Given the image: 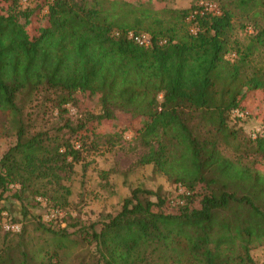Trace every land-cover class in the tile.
I'll return each mask as SVG.
<instances>
[{
  "label": "trees",
  "instance_id": "16d2710c",
  "mask_svg": "<svg viewBox=\"0 0 264 264\" xmlns=\"http://www.w3.org/2000/svg\"><path fill=\"white\" fill-rule=\"evenodd\" d=\"M36 1L31 9L20 10L18 0L0 8V112L16 127L15 142L0 156V197L11 194L22 207L17 220L0 205L1 232L4 212L21 225L19 233L2 232V241L24 235L37 198L68 209L66 183L88 145L71 140L84 122L31 130L21 97L50 93L63 112L75 95H95L96 120L117 112L139 118L137 140L147 153L138 166H151L184 191L173 200L134 186L115 210H94L87 223L69 213L37 219L36 230L49 236L43 246L28 254L12 240L0 247V264H256L250 252L264 245V173L224 158L189 122L200 117L229 138L235 132L228 123L245 122L235 111L264 119V109L247 110L264 91V63L256 60L264 62V0L217 3L218 16L192 15L198 1L187 9H154L143 0ZM237 30L245 44L235 39ZM129 32L149 35L152 45L136 46ZM262 122L263 133L247 141L264 161ZM200 185L207 194L194 205Z\"/></svg>",
  "mask_w": 264,
  "mask_h": 264
},
{
  "label": "rangeland",
  "instance_id": "374dc122",
  "mask_svg": "<svg viewBox=\"0 0 264 264\" xmlns=\"http://www.w3.org/2000/svg\"><path fill=\"white\" fill-rule=\"evenodd\" d=\"M143 1L154 9H161L165 6L173 9H187L201 0ZM209 1L222 5L230 0ZM6 2L7 0H0V8L6 7ZM36 2L35 0L27 9L33 8ZM18 7L20 10H25L19 4ZM243 34L238 30L235 34V39L240 44L246 43V37ZM256 60L257 64L264 63L260 59ZM53 99L54 96L50 93L48 95L38 93L32 94L28 98L21 97L19 103L20 106H23L22 121L25 125L29 124L31 130L53 131L56 128H62L65 124L75 126L79 122H84L82 130L71 137V140L85 139L88 145L82 152L83 163L74 165V172L68 177L66 183L72 191L70 205L68 209L58 210L57 213H54L53 218H49L47 214H51L54 208L31 203L32 206L29 207L28 212L30 219L24 223V235L21 238L7 237L3 242L4 234L0 231V247L9 246L12 240H14L12 246H16V243L21 241L27 246L26 252L30 254L31 251L41 248L45 238L49 237L39 229L36 230L34 222L37 219L49 221L57 218L60 220L64 214L66 217V213H69L71 217L87 223L95 211L115 210L122 198L134 186H141L152 191L159 190L161 195L173 200L183 193L182 187L177 190L171 181H167L166 177L155 172L151 166H138L137 162L140 157L147 153V149L137 140L136 131L142 127L139 118L126 112H117L113 119L96 120L94 116L98 113L100 104L99 98L95 95H75L73 103L64 106L65 111L63 112L54 108ZM250 108L257 111L264 109V91H258L253 95L247 110L250 111ZM242 112L245 122L237 123L234 126L232 123H228V129L235 132L233 137L223 138L221 134H216L214 130L204 126L200 117H192L189 126L195 136L200 139L215 140L218 150L224 158L264 173V161L258 158L247 141V135L256 128H260L264 119L261 120V117L251 111V115L245 110ZM15 132L16 127L11 116L0 112V156L15 142ZM61 134H65L66 138L70 137L66 128ZM82 166L85 167L83 172ZM82 173H84L83 176ZM121 173L125 176H121ZM196 193L197 195L191 202L194 205L200 196L207 194L203 185L197 188ZM171 204L174 205V203ZM0 205L5 206L7 211L19 220L22 207L11 194L0 197ZM14 254L17 255L18 251L15 250ZM250 255L256 264H264V245L254 247ZM75 263L74 258L68 262V264Z\"/></svg>",
  "mask_w": 264,
  "mask_h": 264
},
{
  "label": "built area",
  "instance_id": "2783aa9c",
  "mask_svg": "<svg viewBox=\"0 0 264 264\" xmlns=\"http://www.w3.org/2000/svg\"><path fill=\"white\" fill-rule=\"evenodd\" d=\"M34 1L35 0H18L17 4H19V6L23 7L24 9H27ZM196 13H200V14L208 13V14L218 16L221 14V10L217 3L201 0V1H198V3L195 5V9L192 12V15ZM191 32L194 33V29H192ZM127 39L133 42L138 47L147 48L152 45V39L147 34H136L133 32H129L127 34ZM233 115L244 118V113L242 111L241 112L235 111ZM262 133H263V130L260 127V128H256L252 133L249 134V136L252 138H255L258 134H262ZM177 190H180V187L177 188ZM37 202L40 203V206L47 207L46 201L40 198H37ZM57 212L58 210L54 209L51 212V214H47V216L49 218H53L55 216L54 213H57ZM1 229H2V232H5V233H8V232L19 233L21 229V225L17 222H11L8 217V214L4 212L2 213Z\"/></svg>",
  "mask_w": 264,
  "mask_h": 264
}]
</instances>
